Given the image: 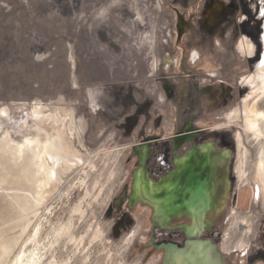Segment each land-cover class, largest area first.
Instances as JSON below:
<instances>
[{
  "label": "rangeland",
  "instance_id": "374dc122",
  "mask_svg": "<svg viewBox=\"0 0 264 264\" xmlns=\"http://www.w3.org/2000/svg\"><path fill=\"white\" fill-rule=\"evenodd\" d=\"M244 38L252 55L240 50ZM263 58L264 0H0V264L36 246L40 264H162L158 247H183L197 219L183 207V182L172 203L181 208L158 225L164 217L134 197L140 162L153 188L206 146L218 173L202 240L224 264H264V138L246 131L242 115L261 83L246 79ZM35 108L64 120L83 162L62 174L60 163L55 190L31 209L30 151L14 161L3 145L35 134ZM187 133L197 136L175 139ZM65 225L69 234L51 247Z\"/></svg>",
  "mask_w": 264,
  "mask_h": 264
},
{
  "label": "bare ground",
  "instance_id": "6f19581e",
  "mask_svg": "<svg viewBox=\"0 0 264 264\" xmlns=\"http://www.w3.org/2000/svg\"><path fill=\"white\" fill-rule=\"evenodd\" d=\"M239 47L241 52L246 55H252L255 50L254 45L250 41H248L247 38L242 39V41L239 44ZM258 80L261 81V83L254 89L252 95L245 101L243 114L242 113L241 114L243 115V122L246 131L250 133L254 139L262 140L264 138V67L257 74L251 75L246 79L247 83L250 84L251 86H256ZM256 93L260 94L258 98H254L255 97L254 95H256ZM41 109L42 108L40 107V110ZM40 110L36 109L35 112L33 111L35 126L34 128H32L31 126V128L35 130L34 135L30 134L31 131L29 130L30 135L26 136L23 140H21V142L16 143V142L8 141L6 142L5 146L3 145V148L5 147L7 149L8 153L11 156L10 158L14 161L23 158L22 156L24 155V151L26 148L28 149L27 151H30L27 152L28 154L30 153L29 154L30 168L29 167L28 168L30 173L32 174L31 187H33V193H34V201L32 206L30 207L31 209H36L40 207L43 204V202H45L46 198H48L47 195H51V193L55 190L59 176L58 175L59 171L56 170V167L60 163L64 164V167L62 168V170H60L61 171L60 173L62 174L70 171L71 169H73L74 166L79 165L80 163L83 162V157H81L80 153L77 152L72 147L67 131L63 127L64 120L58 118L57 116L55 117V116L44 115L43 112H41ZM194 135H195L194 133L181 134L177 136L175 139H187L193 137ZM238 140H239V144L242 147L240 136L238 137ZM147 147L148 144H143L139 146L140 149H144ZM6 149H4V152ZM212 151L213 150H210V148H208L207 146L200 147L198 151L195 149L192 150L186 156L177 160V169L174 173L172 172L173 173L172 175L166 178V180L164 179V181L161 182L159 185L153 184V188L148 183V179H147L148 176H146L147 174L145 171V167L143 165L141 170V177H139L138 176L139 173H137L136 180L134 182L133 192L135 195L134 196L135 200L140 201L143 204L150 205L154 209L155 213L157 214L161 213L163 210L166 209L167 206H163L160 202L157 201V199L155 200L154 198L151 197H153L157 191L158 192L165 191L166 197L162 199V202H167L168 204L166 205L171 204L172 202L175 201L174 195L181 188L184 182L183 180L189 174L195 172L197 167L202 168L201 172L204 173L207 169L206 166L207 160H209L211 168L208 173V178H206L203 181L205 186L198 193V198L204 200L206 204L204 210L201 212V215L203 216L207 211V201L209 203L208 207L210 205L213 206L215 203L214 194L216 192V184H217L215 181V176L218 173V171L212 165V158L214 155ZM241 154L245 155L246 152L242 151ZM143 155H144L143 159L145 161L148 157L147 151H145ZM241 164L242 166H238L240 178L244 173L243 170L244 163L242 162ZM198 175L199 174H197V176ZM143 184H145V187L143 186ZM256 184H257L259 197L263 196L264 198V147L263 146H261L259 150ZM193 185L195 189H198L196 188L197 187L196 180ZM171 206H173V204H171ZM179 208H181L180 205L173 206L170 209V213L171 214L175 213V211ZM23 209L25 208H22V210ZM24 211L26 212V210ZM75 211L79 213L80 208H77ZM204 227L205 225H203V217H202V220L198 224L189 228L187 232L189 233L190 237L193 235L199 236L201 232L204 230ZM23 228L25 229V226ZM70 230L71 228L69 225L61 226L60 229L56 230L55 241L52 242L51 247H53L55 243H58L60 237H63L64 235H68ZM39 233H40L39 228H37L33 235L34 243L37 242L36 239ZM100 235H101L100 232L96 231L93 237L94 240L99 239ZM132 237L133 236L129 237L127 243H125L126 244L125 247H128L130 245V243L132 242ZM39 255L40 253L38 254V247L36 246V248H34L32 251L29 252L28 256L26 253L23 252L21 256L18 257V259L15 261L14 264H40L41 257H39ZM201 261L203 264L207 260L205 258L202 259L200 258L199 262ZM50 264H60V263L54 261L51 262ZM61 264H67V263L64 262Z\"/></svg>",
  "mask_w": 264,
  "mask_h": 264
},
{
  "label": "water",
  "instance_id": "95a60500",
  "mask_svg": "<svg viewBox=\"0 0 264 264\" xmlns=\"http://www.w3.org/2000/svg\"><path fill=\"white\" fill-rule=\"evenodd\" d=\"M141 167L143 166L140 162ZM188 235V241L183 247L172 244H163L158 248L164 251V259L162 264H202L200 258L207 261L203 264H224L219 258L216 245L207 241H201L198 238L192 239ZM189 259V260H188ZM187 261V263H186Z\"/></svg>",
  "mask_w": 264,
  "mask_h": 264
},
{
  "label": "flooded vegetation",
  "instance_id": "af4514ba",
  "mask_svg": "<svg viewBox=\"0 0 264 264\" xmlns=\"http://www.w3.org/2000/svg\"><path fill=\"white\" fill-rule=\"evenodd\" d=\"M195 136H197V135H195ZM195 136H193V137H195ZM193 141V140H192ZM194 142V141H193ZM193 149V148H192ZM191 149V150H192ZM207 169H206V171L204 172V173H202L201 172V169L202 168H198V169H196V171L195 172H193V173H191V174H189L185 179H184V184H183V187H182V189H183V193H189V195H190V198L188 199V201H185L184 203H183V207H185V209L187 210V213L188 214H191L192 216H193V218H196L197 219V221H196V224H198L201 220H202V215H201V212L204 210V208H205V206H206V204H205V202H204V200H202V199H200V198H198V193L201 191V189L205 186V184H204V180L206 179V178H208V173H209V170H210V168H211V165H210V162H209V160H207ZM205 166V167H206ZM176 171V170H175ZM200 172V173H199ZM197 174H199L198 176H197ZM202 174V175H201ZM195 180H196V182H197V185H198V189H195L194 188V182H195ZM161 182H163V181H161ZM144 183H145V181H144ZM222 184H223V181H222ZM226 187H227V182H226ZM146 192V191H145ZM195 192H197V193H195ZM196 195V196H195ZM223 196H224V194H223ZM158 202H160V201H158ZM161 203V202H160ZM173 203V202H172ZM171 203V204H172ZM143 204V203H142ZM194 204V205H193ZM144 205H147V206H149L150 208H152L150 205H148V204H144ZM163 206H167L166 207V209L165 210H163L161 213H158V216L161 218V216H163L164 218H161V219H156V223L158 224V225H160V226H162L163 227V224L164 223H167L168 222V218L172 215L171 213H170V209L172 208V207H169V205H166V204H162ZM208 205H209V203H208V201H207V208H208ZM153 209V208H152ZM180 209V208H179ZM179 209H177V210H179ZM176 210V211H177ZM174 214V213H173ZM193 224H194V220H193ZM195 224V225H196ZM194 226V225H193ZM177 227V226H176ZM169 229V228H168ZM167 229V230H168ZM171 229V228H170ZM169 229V230H170ZM203 233H204V230L201 232V234L199 235V236H196V235H193V236H191L190 238H192V239H194L195 240V238H198L199 240H201V241H203L202 240V238H203ZM211 233H212V231H210V232H208V235H211ZM216 233H212V235L214 236ZM211 235V236H212ZM186 239H188V235L186 236ZM154 248H156V245H154ZM219 253V252H218ZM219 258L222 260V262L223 263H225V260H224V258H223V256H221L220 255V253H219Z\"/></svg>",
  "mask_w": 264,
  "mask_h": 264
},
{
  "label": "crops",
  "instance_id": "0c3cea01",
  "mask_svg": "<svg viewBox=\"0 0 264 264\" xmlns=\"http://www.w3.org/2000/svg\"><path fill=\"white\" fill-rule=\"evenodd\" d=\"M194 147H196V144H194ZM194 147H193V148H194Z\"/></svg>",
  "mask_w": 264,
  "mask_h": 264
}]
</instances>
